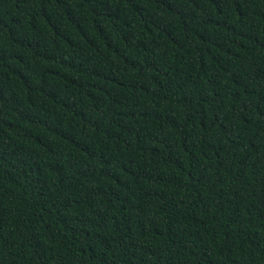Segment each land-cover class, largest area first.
Segmentation results:
<instances>
[{
	"label": "trees",
	"instance_id": "trees-1",
	"mask_svg": "<svg viewBox=\"0 0 264 264\" xmlns=\"http://www.w3.org/2000/svg\"><path fill=\"white\" fill-rule=\"evenodd\" d=\"M0 264H264V0H0Z\"/></svg>",
	"mask_w": 264,
	"mask_h": 264
}]
</instances>
